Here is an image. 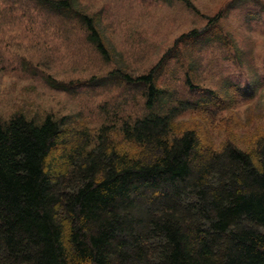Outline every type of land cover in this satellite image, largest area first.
<instances>
[{"label":"trees","instance_id":"1","mask_svg":"<svg viewBox=\"0 0 264 264\" xmlns=\"http://www.w3.org/2000/svg\"><path fill=\"white\" fill-rule=\"evenodd\" d=\"M30 1L80 25L111 60L99 15L75 0ZM222 17L179 36L145 74L115 69L85 82L141 91L146 113L120 128L138 152L123 150L106 128L92 142L67 117L16 113L0 120V264H264V134L249 150H215L176 122L202 101L174 100L159 84L182 46L222 40L215 25ZM47 84L72 89L52 78ZM207 95L209 102L222 99L217 91Z\"/></svg>","mask_w":264,"mask_h":264},{"label":"rangeland","instance_id":"2","mask_svg":"<svg viewBox=\"0 0 264 264\" xmlns=\"http://www.w3.org/2000/svg\"><path fill=\"white\" fill-rule=\"evenodd\" d=\"M188 1L191 7L173 0H75L86 13L99 15L111 50L105 62L77 23L41 13L30 0H0V120L16 113L67 117L71 127L88 131L92 142L106 128L123 150L138 152L120 128L146 113L141 91L85 82L115 69L145 74L179 36L208 29L220 15L214 23L222 40L201 49L202 43L182 46L159 84L174 100L202 101L203 107L176 120L178 129L194 128L215 150L227 145L249 150L264 134V0ZM187 69L195 89L188 87ZM47 78L72 89L55 90ZM209 91L222 99L209 102Z\"/></svg>","mask_w":264,"mask_h":264}]
</instances>
